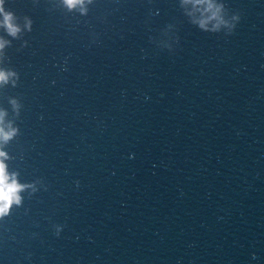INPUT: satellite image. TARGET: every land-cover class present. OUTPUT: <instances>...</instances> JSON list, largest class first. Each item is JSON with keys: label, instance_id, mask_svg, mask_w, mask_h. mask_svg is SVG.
<instances>
[{"label": "clouds", "instance_id": "1", "mask_svg": "<svg viewBox=\"0 0 264 264\" xmlns=\"http://www.w3.org/2000/svg\"><path fill=\"white\" fill-rule=\"evenodd\" d=\"M62 3L69 11L79 9L81 15L87 14L86 4L92 3V0H62ZM185 4L191 3L194 11L200 13V18L195 19L192 23L197 24L201 30L218 32L221 26H229L228 22L223 18V5L216 4L215 0H184ZM193 15V13H188ZM0 28H4L7 34L16 38L22 31L21 26L16 23L15 14L5 9V0H0ZM238 19V17H233ZM211 24V28L209 25ZM24 29L31 31L32 21L25 17ZM235 27V25H231ZM9 41L0 37V51H2ZM16 75L13 72H8L0 69V84H5L11 76ZM15 104V101H12ZM5 113L0 111V145L7 144L12 140L18 132L17 128L8 124H4ZM9 159L8 153L0 147V219H3L11 214L13 206H21L23 197L21 195L26 189L31 188L36 191L34 184L21 183L18 179V174L9 172L6 161ZM59 235V232H57Z\"/></svg>", "mask_w": 264, "mask_h": 264}]
</instances>
